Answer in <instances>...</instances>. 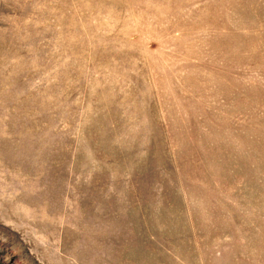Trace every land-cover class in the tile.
I'll use <instances>...</instances> for the list:
<instances>
[{"label": "rangeland", "instance_id": "1", "mask_svg": "<svg viewBox=\"0 0 264 264\" xmlns=\"http://www.w3.org/2000/svg\"><path fill=\"white\" fill-rule=\"evenodd\" d=\"M0 264H264V0H0Z\"/></svg>", "mask_w": 264, "mask_h": 264}]
</instances>
